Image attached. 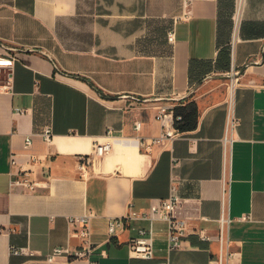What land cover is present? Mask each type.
Instances as JSON below:
<instances>
[{
	"label": "crops",
	"instance_id": "obj_1",
	"mask_svg": "<svg viewBox=\"0 0 264 264\" xmlns=\"http://www.w3.org/2000/svg\"><path fill=\"white\" fill-rule=\"evenodd\" d=\"M234 12L235 0H0V53L16 55L12 90L0 88V264H89L45 260L81 247L69 218L86 213L99 264H210L221 245L198 232L218 235L222 215L231 262L264 264V0H243L237 28ZM232 69L239 122L227 130ZM6 76L0 68V85ZM191 102L198 120L184 135L150 150L132 140L161 133L157 106ZM107 142L82 172L77 155ZM22 169L33 191L17 182ZM173 187L185 199L183 248L168 251L156 221L154 257H132L129 241L148 223L110 236V220L148 211Z\"/></svg>",
	"mask_w": 264,
	"mask_h": 264
},
{
	"label": "built area",
	"instance_id": "obj_2",
	"mask_svg": "<svg viewBox=\"0 0 264 264\" xmlns=\"http://www.w3.org/2000/svg\"><path fill=\"white\" fill-rule=\"evenodd\" d=\"M243 4V0H235V12L233 15L236 28L240 21V11ZM187 16V15H186ZM167 39L169 42L173 43L175 41V26H172L167 31ZM16 60V55L14 53H0V68L7 70V76L5 83L0 85L2 90L10 91L12 90L13 82V66ZM228 77L231 78L230 83L227 85V105H228V115H227V130H234L238 125V118L234 114V104H233V91L235 84L239 80L240 70L232 69L231 72H227ZM174 106L167 103L157 106L156 118L160 121L162 125V131L158 136H154L145 139L140 136L133 137L135 140L144 146L146 150H150L154 144L162 143L165 140H172L177 137L184 135V131L178 130L176 128V121L180 117H176L174 114ZM18 113H24L25 109H17ZM135 128H141V121L137 120L135 122ZM42 136L50 141L52 138V131L49 127H46L42 132ZM232 137H225L224 142H232ZM32 139L30 136L25 138V147L31 145ZM110 143L99 144L96 143L94 149L91 153H81L78 154V168L82 172H86L88 167L94 163V159L98 155H103L110 150ZM14 161V160H13ZM28 171L22 169L20 173V179L18 183L26 186L30 191H33L37 182L28 179ZM225 192V191H224ZM185 199L175 192V187L172 188V193L167 198L160 199L156 202L151 203L148 211L137 212L130 211L125 216L119 219H111L108 226L109 235L112 236L117 232V229H126L132 220L146 221L147 226H141L137 228L136 235H134L128 244L129 254L132 257L151 259L155 255V239H154V223L156 221H163L167 225V250H178L183 248V237L186 235L188 220L181 215V209ZM92 213H86L80 216H73L69 218V224L77 226L76 233L82 240L81 247L75 249L71 252L68 246H56L47 255L45 260L47 262H52L59 256H65L68 259H86L89 264H99L98 261L91 259V255L95 251V246L89 239L90 235V219ZM207 219V217H203ZM240 220H248L250 216L243 215L239 217ZM231 218L221 216L219 222L221 224V230L216 236L207 234L204 229L199 230V236L203 240H213L216 239L221 245V250L217 258L210 259V264H234L231 262L234 252H230L231 241L225 234L223 225L229 223ZM10 250L12 254H26L29 256L35 255V252L28 250L27 247L11 245ZM159 264H170L169 259L161 261Z\"/></svg>",
	"mask_w": 264,
	"mask_h": 264
},
{
	"label": "trees",
	"instance_id": "obj_3",
	"mask_svg": "<svg viewBox=\"0 0 264 264\" xmlns=\"http://www.w3.org/2000/svg\"><path fill=\"white\" fill-rule=\"evenodd\" d=\"M174 114L180 119L176 121V128L178 130H186L194 128L198 120V112L193 102L188 103L185 106L174 107Z\"/></svg>",
	"mask_w": 264,
	"mask_h": 264
}]
</instances>
